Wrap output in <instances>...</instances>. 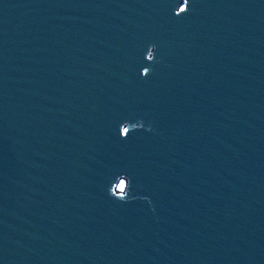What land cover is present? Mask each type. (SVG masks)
Instances as JSON below:
<instances>
[{"label":"water","instance_id":"1","mask_svg":"<svg viewBox=\"0 0 264 264\" xmlns=\"http://www.w3.org/2000/svg\"><path fill=\"white\" fill-rule=\"evenodd\" d=\"M0 264H264V0H0Z\"/></svg>","mask_w":264,"mask_h":264},{"label":"clouds","instance_id":"2","mask_svg":"<svg viewBox=\"0 0 264 264\" xmlns=\"http://www.w3.org/2000/svg\"><path fill=\"white\" fill-rule=\"evenodd\" d=\"M188 4H189V0H188ZM187 11H188V6H187V10L185 11V12H183V13H181L180 15H176L175 13V15L177 16V17H179V16H181V15H185V14H187ZM149 48H153L154 50H155V47L154 46H150ZM155 61V52H154V57H153V60H152V62H154ZM151 62V63H152ZM149 72H150V70L148 69V74L146 75V76H141V74H140V76H141V78H146L148 75H149ZM124 123H130V122H127V121H125ZM123 123V124H124ZM140 130H145V129H143V128H141V129H138V130H136V131H140ZM148 130H151L150 128L148 129ZM124 175V174H123ZM126 176V175H125ZM129 179V178H128ZM129 181H130V179H129ZM131 183V182H130ZM108 195H109V197L110 198H112L111 196H110V194H109V192H108ZM112 199H114V198H112ZM116 200V199H115ZM128 200L129 199H126V200H123V201H120V200H117V201H120V202H128Z\"/></svg>","mask_w":264,"mask_h":264},{"label":"rangeland","instance_id":"3","mask_svg":"<svg viewBox=\"0 0 264 264\" xmlns=\"http://www.w3.org/2000/svg\"><path fill=\"white\" fill-rule=\"evenodd\" d=\"M118 189L120 190L121 189V186H118Z\"/></svg>","mask_w":264,"mask_h":264},{"label":"snow or ice","instance_id":"4","mask_svg":"<svg viewBox=\"0 0 264 264\" xmlns=\"http://www.w3.org/2000/svg\"><path fill=\"white\" fill-rule=\"evenodd\" d=\"M123 187H124V186H123V184H122V185H121V189H123Z\"/></svg>","mask_w":264,"mask_h":264}]
</instances>
